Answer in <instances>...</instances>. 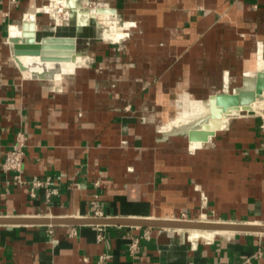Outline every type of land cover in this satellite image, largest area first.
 <instances>
[{
    "label": "crops",
    "instance_id": "1",
    "mask_svg": "<svg viewBox=\"0 0 264 264\" xmlns=\"http://www.w3.org/2000/svg\"><path fill=\"white\" fill-rule=\"evenodd\" d=\"M85 10L111 12L124 38L106 39ZM31 12L38 37L81 25L70 63L11 54ZM260 60L264 0H0V163L22 132V178H49L31 195L0 170V219L264 225V96L198 146L162 129L186 103L240 87ZM197 232L0 225V264H264V234Z\"/></svg>",
    "mask_w": 264,
    "mask_h": 264
},
{
    "label": "water",
    "instance_id": "2",
    "mask_svg": "<svg viewBox=\"0 0 264 264\" xmlns=\"http://www.w3.org/2000/svg\"><path fill=\"white\" fill-rule=\"evenodd\" d=\"M70 12L78 8L69 3ZM105 10L96 12H83L84 18L89 14H100ZM72 16V15H71ZM81 26V25H80ZM78 26L76 35L72 37L43 36L38 37L35 25V16H30L22 23L20 36L9 38L10 52L13 56L37 58L39 63L57 65L70 63L76 54L78 38L81 27ZM264 96V70H259L250 78L243 80L242 85L230 93H220L211 96L206 104L207 112L186 125L171 130L169 136L186 137L191 143H205L221 124L237 118L240 112H249L256 100ZM235 114V115H234ZM0 225H33V226H124L139 228H157L181 231L203 232H231L264 234V225L216 223L206 221H189L177 219L164 220H133L110 218H84V219H0Z\"/></svg>",
    "mask_w": 264,
    "mask_h": 264
},
{
    "label": "bare ground",
    "instance_id": "3",
    "mask_svg": "<svg viewBox=\"0 0 264 264\" xmlns=\"http://www.w3.org/2000/svg\"><path fill=\"white\" fill-rule=\"evenodd\" d=\"M56 3H58V0H54ZM68 3V2H67ZM68 7V6H67ZM91 9V8H89ZM96 10V9H94ZM114 11V10H113ZM63 12L65 14H68L67 9L63 8ZM75 13V12H74ZM111 12L109 11H104L102 12L100 15L93 13L91 15H93L94 17L97 18V20H99L101 23L109 26L110 31H107L104 33V36L106 39L109 40H113V41H119L122 38H124L123 33L117 32L116 31V26H115V20L112 14H110ZM34 14L31 12L30 16H33ZM98 15V16H97ZM29 16V17H30ZM88 16L89 13H88ZM75 17V16H74ZM56 22V21H55ZM57 23V22H56ZM77 27V26H76ZM21 57V56H19ZM23 58V63L24 64H31V62H35L36 60H38L37 58H33V57H22ZM21 59V58H19ZM37 63V62H36ZM34 64V63H33ZM73 64V63H72ZM259 70H264V62H262L261 60L259 61ZM28 69V68H27ZM45 76V75H44ZM207 112V108L204 107L202 104L190 101L188 103H186L183 107V109L178 112L175 117L173 118V120L169 123H167L162 129L164 130H169L170 128L174 127V128H178L186 123H188L190 121V116L193 115L194 113H205ZM198 115V114H197ZM235 115V114H234ZM200 116V114H199ZM202 116V115H201ZM229 121V120H228ZM224 122L221 124V127L224 126ZM161 129V130H162ZM194 146H198L200 143H192ZM194 236H197L198 232L197 231H193ZM227 232H206L204 233V235L206 237H211L213 236V234H224ZM193 236V235H192Z\"/></svg>",
    "mask_w": 264,
    "mask_h": 264
},
{
    "label": "built area",
    "instance_id": "4",
    "mask_svg": "<svg viewBox=\"0 0 264 264\" xmlns=\"http://www.w3.org/2000/svg\"><path fill=\"white\" fill-rule=\"evenodd\" d=\"M26 146V137L22 132H17L14 138V142L10 148V150L6 153L3 161L0 163V170L3 173H10L12 174L13 181L19 187H30L31 188V195H33L32 189L39 188L43 186L49 185V178L44 179H35L26 181L22 178L23 166H24V159L25 153L24 149ZM97 216L100 214H96ZM183 220V219H177ZM147 237V234L145 235ZM136 242L132 245V248H135ZM105 260V257H101L99 259L98 264H102ZM244 264H252L249 260H246Z\"/></svg>",
    "mask_w": 264,
    "mask_h": 264
},
{
    "label": "rangeland",
    "instance_id": "5",
    "mask_svg": "<svg viewBox=\"0 0 264 264\" xmlns=\"http://www.w3.org/2000/svg\"><path fill=\"white\" fill-rule=\"evenodd\" d=\"M257 107H258V109L264 107V103H259ZM197 114H198V115H197ZM199 114H200V116H199ZM203 114H206V112H205V113H194L193 115L190 116V121H189V122H191L192 120H194V119H196V118L201 117V115H203ZM189 122H188V123H189ZM188 123H186V124H188ZM186 124H184V125H186ZM182 126H183V125H182ZM180 127H181V126H180ZM172 128H174V127H172ZM178 128H179V127H178Z\"/></svg>",
    "mask_w": 264,
    "mask_h": 264
}]
</instances>
